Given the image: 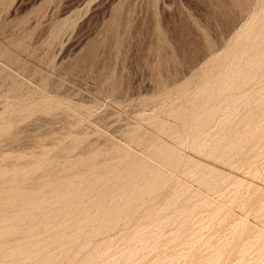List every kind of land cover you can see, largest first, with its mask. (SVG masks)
I'll use <instances>...</instances> for the list:
<instances>
[{"label": "rangeland", "instance_id": "1", "mask_svg": "<svg viewBox=\"0 0 264 264\" xmlns=\"http://www.w3.org/2000/svg\"><path fill=\"white\" fill-rule=\"evenodd\" d=\"M251 13L264 18V0H0V125L5 120L8 128L0 129V169L7 173L14 168L30 169L34 173L30 172L24 182L1 181L0 193L7 189L36 191L32 182L40 170L48 168L50 172L44 175L45 184L62 183L76 175L87 176L92 167L100 168L107 161V165L119 161L120 151H114V148L127 150L129 157L125 161L140 159L156 168L162 161L155 157L154 150L165 152L166 147L178 146L175 138L179 134L185 144L178 148L182 158L178 167L172 170V181L148 197L152 202L147 201L140 209L132 210V218L125 221L127 224L119 222L111 233V254L122 247L120 237L124 233L143 228L144 240L156 239L160 243L148 252V245L140 246L136 240L137 244H134L140 247L142 255L137 264H155L176 255L173 264H210L211 261L206 263L205 258L216 248L221 251L217 264H264V32L254 34L260 23L255 22L247 31L246 42L240 43L245 38L244 32L238 39L240 28ZM255 43L258 46L253 51L251 48ZM213 55L217 57L211 60ZM234 55L242 60L231 61ZM236 64L240 71L254 72L242 74L238 71L236 74L230 70L232 75L229 69L233 66L228 68L227 65ZM218 78L224 81L233 78L238 86L234 90H224L208 108L194 110L192 107L203 101H192L191 98L198 91L211 88V84L204 85L205 80ZM244 91H249L246 97H242ZM6 100L15 106L6 108ZM231 102L238 103L233 105ZM227 106L229 112L224 108ZM25 110L29 113L25 114ZM185 110L189 114L187 120L194 112L199 114L198 119L205 118L208 112V124L197 132L188 124L183 126L178 116ZM229 113H232L231 117ZM252 115L255 125L249 130L255 128L258 131L253 134L251 144L238 143L227 160L210 154L212 147L229 143L222 137L242 133L244 125L240 123L227 134L235 122H243ZM258 138H263L262 142L257 141ZM71 144L73 149L68 147ZM198 144L205 147L197 150ZM88 156H95L96 161L90 159L88 162L92 163L79 164L69 169L70 172L62 168ZM33 160H39V169H34ZM199 163L200 166L195 167ZM255 165H260L257 170ZM168 171L164 167L163 172ZM202 180L208 181L202 183ZM207 182L211 187L207 188ZM212 182L218 183L215 186ZM192 196L197 197L196 202ZM200 200H206L203 208H209L202 211L204 204H199ZM195 203L200 206L196 205L197 210ZM183 206L189 212L184 216L193 219L188 221L183 216V219H172L163 231L155 228L159 220L177 214ZM148 207L152 208V217L144 219ZM13 210L14 207H9L8 214ZM211 215L213 220L209 219ZM179 222L184 225L181 231ZM84 226V230H90L89 226ZM170 232L172 234H167ZM24 237L21 232L3 239L4 242L1 239L0 245H13L23 241ZM254 237L255 241H251ZM86 239L80 237L78 241ZM101 239L96 236L92 241L96 244ZM87 250L78 252L77 263L82 261Z\"/></svg>", "mask_w": 264, "mask_h": 264}, {"label": "bare ground", "instance_id": "2", "mask_svg": "<svg viewBox=\"0 0 264 264\" xmlns=\"http://www.w3.org/2000/svg\"><path fill=\"white\" fill-rule=\"evenodd\" d=\"M262 4V3H261ZM263 5V4H262ZM253 12V11H252ZM254 13V12H253ZM253 13H251L250 15H252ZM255 22L260 23L258 30L256 31V33L254 34H259V33H263L264 32V18H257V16L254 14L252 15L247 21H245L244 25L242 28H240V31L238 33V39L239 37H241V33L244 32L246 33V35L244 36V39L240 40V43L242 42H246L248 40V35H247V31L253 26V24ZM242 26V25H241ZM111 28V27H110ZM57 37V36H56ZM234 46V45H233ZM257 46L258 44L255 43L254 46H252L251 50L255 51L257 50ZM237 48V47H236ZM262 49V48H261ZM262 52V51H261ZM218 56V54H217ZM215 55V57H217ZM211 57V60H213L214 58ZM233 62H240L242 60V57H237V55L233 56ZM258 63V62H257ZM230 66H233V69H229L230 70H234L233 72L236 73L238 71H240V69L237 67L238 65H227V67L229 68ZM226 67V68H227ZM205 71V70H204ZM207 71V70H206ZM227 70H224L223 72H226ZM216 72V71H215ZM242 74H249V73H253L252 71L250 72V70H241L240 71ZM231 73V72H230ZM233 75V73H231ZM237 74V73H236ZM238 77V76H237ZM259 78V77H258ZM242 81V80H241ZM205 84H211V88L209 89H202L201 91H198L197 93H195L194 97L191 98L192 101L195 100H199V101H203L202 104H198L197 106H193L192 108L194 110L196 109H206L208 108V106H210L209 104H212L211 101H214L215 99H217L223 92L224 90H234L236 88V86H238L237 82L233 79V78H229L227 81H224L222 79H215L213 81L207 79L204 81V85ZM20 85V84H19ZM224 87H226V89H224ZM264 87V86H263ZM259 90V89H258ZM261 90V89H260ZM259 90V91H260ZM258 91V92H259ZM263 90H261L262 92ZM249 92V91H248ZM248 92L244 91L242 94V97H246V95L248 94ZM255 92V91H254ZM236 93V92H235ZM257 93V92H256ZM255 93V95H256ZM254 94V93H253ZM252 95V94H250ZM253 95V96H255ZM260 95V92H259ZM264 95V93L262 94V96ZM252 96V97H253ZM258 96V95H256ZM251 97V98H252ZM188 98V97H187ZM239 98V97H238ZM263 98V97H262ZM237 99V98H236ZM247 99L249 100L248 96ZM246 100V99H245ZM237 101V100H234ZM240 101V100H239ZM251 101V100H250ZM7 103H5V107L6 108H12L13 104H10L7 100ZM248 102V101H247ZM261 102V101H260ZM12 103V102H11ZM17 103V102H16ZM232 103V102H231ZM238 102H236L237 104ZM18 104V103H17ZM228 104V103H227ZM233 104V103H232ZM233 104V105H236ZM243 104V103H241ZM246 104V103H245ZM231 105V104H230ZM239 105V104H238ZM248 105V104H246ZM232 107V105H231ZM240 108V105L238 106ZM249 107V106H248ZM258 107V106H257ZM227 111V109H229V107L227 106L224 107ZM235 108V107H234ZM238 109V108H237ZM246 109V108H245ZM244 109V110H245ZM224 110V109H223ZM236 110V109H235ZM242 110V112L244 111ZM248 110V108L246 109ZM252 110V109H251ZM254 110V109H253ZM186 111V110H185ZM225 111V110H224ZM223 112V111H222ZM229 112V110L227 111ZM233 112V111H232ZM247 112V111H246ZM245 112V113H246ZM25 114L29 113V110H25L24 112ZM224 113V112H223ZM234 113H237L234 111ZM240 113V112H238ZM248 113V112H247ZM246 113V114H247ZM250 113V112H249ZM23 114V113H21ZM232 113H229L230 117ZM2 115V114H1ZM0 115V116H1ZM225 115V114H224ZM229 115L227 117H229ZM150 116V115H149ZM205 118L203 119H198L199 118V114L197 112L192 113V115H190V119H188L189 114L186 112L180 113L179 114V118L182 120V124L183 126L185 125H190L191 128H193L194 130L199 131L202 129L203 126H205L206 124H208L209 122V114L208 112L205 113ZM226 116V115H225ZM236 116V115H235ZM238 116V115H237ZM236 116V117H237ZM242 116V115H241ZM6 117V116H5ZM229 117V118H230ZM235 117V118H236ZM244 117V116H242ZM241 117V118H242ZM152 118V117H151ZM229 118H227V121H229ZM234 118V117H232ZM5 119V118H4ZM224 119V118H223ZM10 120V119H9ZM154 120V119H153ZM240 120V119H239ZM238 120V121H239ZM1 121V120H0ZM3 121V120H2ZM222 123L224 120H221ZM220 121V123H221ZM225 121V122H227ZM232 121V119H231ZM237 121V120H236ZM77 122V121H76ZM11 123V122H10ZM160 124H164L162 122H159ZM179 123V122H178ZM219 123V124H220ZM232 123V122H231ZM240 123H243L244 127H243V131L242 133H239L237 136H226V137H222V140H227L229 141L228 144L224 145L223 147H217L214 146L212 147L211 145V150H210V154L213 155L215 158L217 159H226L227 157H229L230 155L234 154L233 152L236 150L237 144L240 142H244L245 144H248L251 141L254 140L253 139V134L258 131V129H251L249 130V127L252 125H255V121L253 120V115L250 117V119H245L243 122L239 121V122H235L233 128L228 129V133L230 134L232 133L236 126ZM227 124V123H226ZM217 125V123H216ZM224 125V124H223ZM230 125V123H229ZM228 125V126H229ZM263 125V124H262ZM220 126V125H218ZM217 126V128H218ZM215 127V126H214ZM8 129L7 128V124L5 122V120L2 122V124L0 125V129ZM217 128H216V132H217ZM223 128H225L223 126ZM223 128L221 130H223ZM227 128V127H226ZM264 128V126H263ZM214 129V128H212ZM211 129V130H212ZM261 129V128H260ZM220 130V131H221ZM225 131V130H224ZM169 132V131H168ZM211 132V131H210ZM263 132V131H262ZM213 133V131H212ZM218 133V132H217ZM220 133V132H219ZM222 133V132H221ZM225 133V132H224ZM214 134L216 135V133L214 132ZM213 135V134H212ZM258 135V134H257ZM214 136V135H213ZM222 136V134H221ZM145 137V136H144ZM204 137V136H203ZM220 137V136H219ZM143 138V137H141ZM192 138V137H191ZM177 143L179 144L178 146L176 145V147L171 148V147H166L171 148V150H166L165 152L163 151H156L154 150L155 153V157H159L162 161V165H158L155 167L153 166H149L144 160H140V159H132L130 161H125V159H127V157H129V153L127 152V150H124L123 148H114V151H120V159L118 162H116L115 164H109V161H107L108 163H106L105 165L101 166L100 168H91L90 170L91 173L88 174L87 176H74V178L69 179L65 182L62 183H50V184H45L44 182V175L49 171L48 170H40L38 173L37 178L35 179V181L32 182V184L37 187L36 191L33 192H27L26 189H30V188H26L24 191H20V190H13L10 189L7 191H4L2 193H0V240L14 236L16 234H19L21 232L24 233L25 237L23 238V241L21 242H17L16 244L10 245L8 243H2L0 245V264H137V262H141L142 260V255L140 256V247H137V243L135 242L136 240L138 241V244L140 246H142L141 244H144L145 246H147V250L151 249V250H155L158 243L156 239L154 240H144L143 239V234H142V230L143 228H138V229H134V231L132 232H126L124 233L120 239H121V243H122V247L118 248V250L111 254V250L112 248L110 247L109 241L113 239V237L111 236V233L117 228L118 224L120 221H127L130 219L131 217V211L135 210V209H140L141 207H143V205L149 201L152 202V198H148L152 193L159 191L163 188H165L169 182L172 181V170H175L179 163H180V159L181 157V153L179 152V149L182 145L185 144V139H183L179 134L176 135ZM209 139V138H208ZM213 139V137H212ZM210 138V140H212ZM218 139V138H217ZM259 139V138H258ZM256 139L257 141H260L261 139ZM187 140V138H186ZM198 140V139H195ZM204 139H200V141H203ZM215 140V139H214ZM137 141V140H136ZM159 141V140H158ZM192 141V140H191ZM199 142V141H198ZM215 142V141H213ZM212 142V144H213ZM262 142V140H261ZM264 142V141H263ZM72 143V142H71ZM92 143V142H91ZM157 143V142H156ZM253 143V142H252ZM258 143V142H257ZM206 144V143H205ZM208 144V143H207ZM165 145V144H164ZM263 145V144H262ZM74 145H68V147L70 149H73ZM95 146V145H94ZM115 146V145H114ZM202 146H204V144H198L197 146V150H199V148H201ZM257 145H255L256 148ZM260 146V145H259ZM67 147V146H66ZM163 147V146H162ZM165 147V146H164ZM205 147V146H204ZM203 147V148H204ZM207 147V146H206ZM250 147V146H248ZM151 148V147H150ZM150 148H146L148 151L150 150ZM190 148V147H189ZM209 148V147H207ZM254 148V149H255ZM262 148V147H261ZM206 149V148H205ZM204 149V150H205ZM247 149V148H246ZM253 149V148H251ZM248 149V150H251ZM259 149V148H258ZM264 149V148H263ZM144 150V149H143ZM242 150V148H241ZM246 150V151H248ZM84 153L86 150H83ZM82 151V152H83ZM253 151V150H252ZM256 151V150H255ZM200 152V151H199ZM198 152V153H199ZM203 152V151H202ZM244 152V151H243ZM257 152H259V150H257ZM262 152V151H261ZM80 153V152H79ZM78 153V154H79ZM201 153V152H200ZM240 153V152H239ZM249 153V152H248ZM82 154V153H80ZM94 154V153H93ZM151 154V153H150ZM209 154V153H208ZM244 154V153H243ZM242 154V155H243ZM259 154V153H258ZM264 154V153H263ZM87 155V154H85ZM84 155V156H85ZM134 155V154H133ZM141 155V154H140ZM210 155V156H211ZM239 156V155H238ZM256 156V155H255ZM111 157V156H110ZM231 157V156H230ZM117 158V157H116ZM152 158V157H151ZM236 158V156H235ZM251 158V157H250ZM256 158V157H255ZM39 159V158H38ZM93 160L96 161V157L95 156H88L85 159L82 160H78L75 163H70L69 165H64L62 168L63 169H72L74 167H76L77 165H81L83 163H87L90 164L92 162H88L89 160ZM249 159V158H248ZM148 160V159H147ZM195 160V159H193ZM227 160V159H226ZM39 160H33L32 162L34 163V169H39ZM103 161V160H102ZM189 161V160H188ZM218 161V160H217ZM225 161V160H224ZM250 161V160H249ZM256 161V160H255ZM253 161V162H255ZM70 162V161H69ZM99 162V161H98ZM113 162V161H112ZM158 162V160H157ZM229 162V161H228ZM247 162V161H246ZM68 163V162H66ZM102 163V162H101ZM105 163V162H104ZM192 163V162H191ZM227 163V162H226ZM225 163V164H226ZM235 163V162H233ZM256 163V162H255ZM253 163V164H255ZM30 164V163H29ZM187 164V163H186ZM195 164V163H194ZM242 164V163H241ZM151 165V164H150ZM203 165V163H202ZM236 165V164H235ZM248 165V164H246ZM252 165V163H251ZM250 165V166H251ZM263 165V164H262ZM6 166V165H5ZM4 166V167H5ZM192 166V165H191ZM200 166L199 164H196L195 167ZM238 166V165H237ZM248 166V167H250ZM256 166V165H255ZM260 166V165H259ZM258 166V167H259ZM164 167H167L168 171L167 173L163 172ZM185 167V165H184ZM233 167V166H232ZM243 167V166H242ZM241 167V168H242ZM246 167V166H245ZM244 167V169H246ZM258 167L256 166V170L258 169ZM1 168V167H0ZM201 168V167H200ZM203 168V166H202ZM240 168V169H241ZM54 169V168H53ZM77 169V168H76ZM181 169V168H180ZM187 169V168H185ZM193 168H191L192 170ZM195 169V168H194ZM12 170V169H11ZM206 170V167H205ZM210 171V169H208ZM214 170V169H212ZM216 170V169H215ZM255 170V172H256ZM86 171V170H85ZM194 171V170H192ZM249 171V170H248ZM247 171V173H248ZM263 171V170H262ZM30 169L27 170H23V169H15L10 171V172H6L3 169H0V182H9V183H15L16 181H21L25 179H27L30 175ZM50 172V171H49ZM48 172V173H49ZM67 172V170H66ZM70 172V171H69ZM73 172V171H72ZM75 172V171H74ZM195 172V171H194ZM199 172V171H198ZM197 172V173H198ZM207 172V171H206ZM217 173V170L214 171ZM253 172V171H252ZM259 172V171H258ZM257 172V173H258ZM32 173V172H31ZM47 173V174H48ZM55 173V172H54ZM59 173V172H58ZM65 173V172H64ZM186 173V172H185ZM188 173V172H187ZM191 173V172H189ZM34 174V173H32ZM46 174V175H47ZM77 174V173H76ZM193 174V173H192ZM199 174V173H198ZM207 174H209L207 172ZM212 174V173H210ZM224 174V173H223ZM250 174V173H249ZM254 174V173H253ZM259 174H262L259 172ZM37 175V174H36ZM70 175V174H69ZM68 175V176H69ZM75 175V174H74ZM189 175V174H188ZM200 175V174H199ZM221 175V174H220ZM257 175V174H256ZM55 176V175H54ZM67 176V177H68ZM182 176V175H181ZM191 176V175H190ZM260 176V175H259ZM52 177V176H51ZM193 177V176H192ZM204 177V176H202ZM201 177V178H202ZM228 177V176H227ZM230 177V175H229ZM195 178V177H194ZM198 179V178H197ZM206 179V178H205ZM237 179V178H236ZM19 181V182H20ZM31 181V180H30ZM177 181V180H176ZM203 181V180H202ZM201 181V182H202ZM208 181V180H206ZM205 181V182H206ZM243 181V180H242ZM21 182V183H23ZM184 182V181H183ZM204 181L202 183H205ZM244 182V181H243ZM242 182V183H243ZM2 183V182H1ZM26 183V182H25ZM218 182H215L212 184H214L216 186ZM240 183V181H239ZM18 184V183H17ZM209 185V183L207 182L206 185ZM172 185V184H171ZM249 185V184H248ZM251 185V184H250ZM249 185V186H250ZM9 186V185H8ZM18 186V185H16ZM23 186V185H21ZM20 186V187H21ZM218 186V185H217ZM10 187V186H9ZM15 187V186H14ZM13 187V188H14ZM206 187V186H205ZM211 187L210 185L207 187L209 188ZM7 188V187H6ZM19 188V186H18ZM179 188V187H178ZM219 188V187H218ZM217 188V189H218ZM184 189V188H183ZM187 189V188H186ZM189 189V187H188ZM212 189V188H210ZM178 190V189H177ZM197 190V189H196ZM219 190V189H218ZM181 191V190H180ZM221 191V190H220ZM225 191V190H224ZM223 191V192H224ZM179 192V191H178ZM182 192V191H181ZM188 192V191H186ZM222 192V193H223ZM174 193V192H173ZM175 194V193H174ZM186 194V193H183ZM180 194V195H183ZM195 194V193H193ZM221 194V193H220ZM170 195V194H169ZM190 195L191 192H190ZM197 195V194H196ZM195 195V196H196ZM199 195V194H198ZM201 195V194H200ZM205 195V194H204ZM177 196V195H176ZM189 196V194H188ZM222 196V194H221ZM187 197V196H186ZM200 197V196H199ZM206 197V196H205ZM176 198V197H175ZM181 198V197H180ZM197 198V197H196ZM192 196V200L194 201V199H196ZM173 199V198H172ZM183 199V198H182ZM189 199V198H188ZM191 199V198H190ZM174 200V199H173ZM176 200V199H175ZM191 200V201H192ZM177 201V200H176ZM181 201V199H180ZM179 201V202H180ZM198 201V200H197ZM209 201V200H208ZM188 202V201H186ZM196 202V200L194 201ZM169 203V201L167 202ZM166 203V204H167ZM175 203V202H174ZM181 203V202H180ZM177 204V205H180ZM198 203V202H197ZM195 203V209H196V205L198 206V204ZM211 203V202H210ZM189 204V203H188ZM191 204V203H190ZM194 204V203H193ZM199 204H204L202 206V208L205 206L206 204V200H200ZM168 205V204H167ZM187 205V203L185 204ZM184 205V206H185ZM210 205V204H209ZM182 206V203H181ZM180 206V207H181ZM184 206L182 209H180V211L177 212V214H173L172 216L169 217H165L161 220H159L158 225H156L155 228L159 229V228H163L165 227L167 224H169L172 219L176 220L179 218H182L186 212V209H184ZM188 206V205H187ZM213 206V205H212ZM211 206V207H212ZM243 206V205H242ZM11 207H14V210L8 214L7 209ZM163 207V206H162ZM167 207V206H165ZM164 207V208H165ZM194 207H192L194 209ZM200 206H198L199 208ZM207 207V206H206ZM205 207V208H206ZM222 207V206H221ZM171 208V207H170ZM173 208V207H172ZM177 208V207H176ZM175 208V209H176ZM203 208L202 211L205 209ZM209 208V206L207 207ZM206 208V209H207ZM224 208V207H223ZM193 209H188L189 211L193 210ZM201 209V208H200ZM199 209V210H200ZM222 209V208H221ZM219 209V211L221 210ZM163 210V208H162ZM165 210V209H164ZM171 210V209H170ZM167 211V212H170ZM197 210V209H196ZM174 211V209H173ZM195 211V210H193ZM192 211V212H193ZM201 211V210H200ZM198 211V212H200ZM217 211V210H216ZM215 211V213L217 214V212ZM160 212V210H158L157 214ZM165 212V211H163ZM175 212V211H174ZM191 212V213H192ZM213 212V211H212ZM189 213V212H188ZM187 213V214H188ZM190 213V216L192 215ZM201 213V212H200ZM156 214V215H157ZM168 214V213H167ZM204 214V213H203ZM202 214V215H203ZM209 214V213H208ZM215 214V215H216ZM201 215V214H199ZM201 215V216H202ZM226 215V213H225ZM186 216V215H185ZM184 216V217H185ZM194 216V215H193ZM219 216V215H218ZM144 219H150L152 217V208L148 207L146 208L144 215H143ZM196 217H198L196 215ZM194 217V219L196 218ZM204 217V216H203ZM206 217V216H205ZM225 217V216H223ZM132 218V217H131ZM156 218V217H155ZM161 217H159L160 219ZM187 218V217H185ZM191 218V217H190ZM189 218V219H190ZM214 219V217L211 215L209 219ZM183 219V218H182ZM189 219L187 218V220L189 221ZM193 219V218H191ZM212 219V220H213ZM216 219V218H215ZM59 220V221H57ZM174 220V221H175ZM186 220V219H185ZM184 220V223H185ZM186 220V222H187ZM204 220V219H203ZM211 220V221H212ZM223 220V218L221 219ZM219 220V221H221ZM57 221V222H56ZM178 221V220H177ZM183 222V220H181ZM180 221V222H181ZM193 220H191L192 222ZM202 220H200L199 222H201ZM218 221V223H220ZM179 222V223H180ZM190 222V223H191ZM196 222V221H195ZM194 222V223H195ZM204 222V221H202ZM240 222V221H239ZM239 222H235L239 223ZM208 223V222H207ZM243 223V222H242ZM125 224H127V222H125ZM175 224V222H174ZM189 224V223H188ZM214 224V223H213ZM241 224V223H240ZM84 225L89 226L90 230L86 231L83 229V227H85ZM172 225V224H170ZM192 225V224H191ZM197 225V224H196ZM201 225V224H200ZM204 225V224H203ZM233 225V224H232ZM239 225V224H238ZM237 225V226H238ZM154 226V225H153ZM177 226V224H176ZM208 226V224L206 225ZM204 226V227H206ZM225 226V225H224ZM236 226V227H237ZM241 226V225H240ZM151 227V226H150ZM172 227V226H171ZM184 225L183 223L179 224V230L181 231L183 229ZM194 227V226H193ZM217 227V226H216ZM223 227V226H222ZM230 227H233L230 225ZM242 227V226H241ZM147 228V227H146ZM166 228V227H165ZM163 228V229H165ZM177 228V227H176ZM191 228V226L189 227ZM189 228L187 231H189ZM200 228H203L202 226ZM145 229V227H144ZM162 229V231H163ZM186 229V228H185ZM199 229V228H198ZM197 229V230H198ZM237 229V228H235ZM233 229V230H235ZM42 230V231H40ZM196 230V231H197ZM249 230V229H248ZM145 231V230H143ZM147 231V229H146ZM151 231V230H150ZM156 232H158V230H155ZM161 231V230H160ZM252 231V230H250ZM124 232V231H123ZM156 232H154V234H156ZM176 232V230H175ZM183 232V231H182ZM232 232V231H231ZM115 233V232H114ZM113 233V234H114ZM147 233V232H146ZM161 233V232H160ZM164 233V232H163ZM173 233V231H172ZM167 233V234H172ZM178 233V232H177ZM185 233V232H184ZM208 233V232H207ZM230 233V232H229ZM237 233V232H236ZM250 233V232H249ZM153 234V233H152ZM153 234V235H154ZM196 234V233H195ZM198 234V233H197ZM216 234V233H215ZM232 234V233H231ZM234 234V233H233ZM253 234V233H252ZM160 235V234H159ZM158 235V236H159ZM187 235V234H186ZM193 234H190V236ZM257 235V234H255ZM96 236H100L103 238V240L101 239V241H99V243L94 244V242L92 241V238L96 237ZM150 236V235H148ZM156 236V237H158ZM161 236V235H160ZM167 236V235H166ZM189 236V235H188ZM187 236V237H188ZM208 236V235H207ZM212 236V235H211ZM233 236V235H232ZM260 236V235H259ZM258 236L257 240H260V237ZM80 237H87V239L83 242H79L78 238ZM165 237V236H164ZM179 237V235H178ZM193 237V236H192ZM228 237V236H226ZM159 238V237H158ZM157 238V239H158ZM173 239L176 238V236L172 237ZM184 238V237H183ZM186 238V237H185ZM200 238V237H199ZM209 238V237H207ZM207 238H205L204 240H206ZM213 238V236L211 237ZM153 239V238H152ZM202 238H200L201 240ZM210 239V238H209ZM218 239V238H217ZM233 239V237L231 238ZM247 239V238H245ZM94 240V239H93ZM163 240V239H162ZM186 240V239H185ZM184 240V242H185ZM223 240V239H222ZM221 240V241H222ZM228 239H226L227 241ZM255 241V237L254 239L252 238L251 241ZM259 240L257 242H259ZM160 241V239H159ZM170 241V240H169ZM167 240V243L169 242ZM172 241V240H171ZM210 241V240H208ZM218 241L217 243L221 242ZM224 241V242H226ZM229 241V240H228ZM227 241V242H228ZM232 241V240H230ZM249 241V239H248ZM4 242V240H3ZM165 242V241H164ZM175 242V241H174ZM173 242V243H174ZM183 242V239H182ZM256 242V243H257ZM136 243V244H134ZM164 243V244H167ZM181 243V242H179ZM197 243V242H196ZM206 243V242H205ZM208 243V242H207ZM230 243V242H229ZM228 243V244H229ZM245 243V242H244ZM251 243V242H250ZM254 243V245L256 244ZM134 244V245H133ZM170 244V242H169ZM182 244V243H181ZM180 244V245H181ZM227 244V245H228ZM264 244V243H263ZM162 245V244H161ZM160 245V246H161ZM192 245H195L192 244ZM203 245V241L202 244H200V246ZM212 245V244H211ZM216 245V244H215ZM251 245V244H249ZM253 245V246H254ZM167 246V245H166ZM164 246V247H166ZM174 246V244H173ZM184 246V245H183ZM190 246V245H189ZM205 246V245H204ZM207 246V244H206ZM222 246L223 242H222ZM226 246V245H225ZM172 247V246H171ZM186 247V246H185ZM202 247V246H201ZM221 248V246H219ZM250 247V246H249ZM142 248V247H141ZM193 248V247H192ZM191 248V249H192ZM210 248V247H209ZM223 248V247H222ZM225 248V247H224ZM223 248V249H224ZM251 248H253L251 246ZM264 248V247H263ZM87 250V253L85 254L84 258L82 259V261H80L79 263L76 262L77 259V254L78 252H80L81 250ZM145 249V247H144ZM162 248H160L161 250ZM172 249V248H171ZM189 249V252L190 250ZM195 249V248H194ZM211 249V248H210ZM214 249V247H213ZM239 249V248H238ZM236 249V250H238ZM166 250V249H165ZM231 250V249H229ZM261 250V249H260ZM113 251V250H112ZM146 251V250H145ZM232 251V250H231ZM240 251V250H239ZM242 251V249H241ZM245 251V250H244ZM243 251V252H244ZM248 251H250L248 249ZM149 252V250H148ZM163 252V251H162ZM186 252V251H184ZM193 252V251H191ZM254 252V251H253ZM230 253V251H229ZM246 253V252H245ZM244 253V254H245ZM255 253V252H254ZM147 254V253H146ZM151 254V253H150ZM148 254V255H150ZM154 254V253H153ZM152 254V255H153ZM164 254V253H163ZM243 254V255H244ZM147 255V256H148ZM151 255V256H152ZM242 255V254H241ZM146 256V255H145ZM146 256V257H147ZM159 256V255H158ZM177 256V255H176ZM175 257H167L164 261L162 260L161 262L157 263V264H173L172 260ZM245 256V255H244ZM248 256V255H247ZM145 257V259H146ZM155 257V255H154ZM204 257V256H203ZM221 257V251L219 250V248H216L212 251V253L208 256V258L205 260H208L206 263H208L209 261H211L213 264H217V262L219 261ZM258 257V256H257ZM195 258V257H194ZM228 258V256H227ZM241 258V257H240ZM243 258V256H242ZM241 258V259H242ZM150 259V258H148ZM157 259V258H156ZM190 259V258H189ZM192 259V258H191ZM261 259V258H260ZM180 260V259H179ZM202 260V257H201ZM223 260V258H222ZM221 260V261H222ZM148 261V260H147ZM183 261V259H182ZM190 261V260H189ZM199 261V260H197ZM152 262V261H151ZM178 262V259H177ZM210 262V264H211ZM229 262V261H228ZM241 262V261H240ZM155 263V264H156ZM193 263V262H192ZM145 264V263H144ZM148 264V263H147ZM177 264V263H175ZM179 264V262H178ZM194 264V263H193ZM200 264V263H199ZM205 264V263H204ZM229 264V263H228ZM262 264V263H261Z\"/></svg>", "mask_w": 264, "mask_h": 264}]
</instances>
